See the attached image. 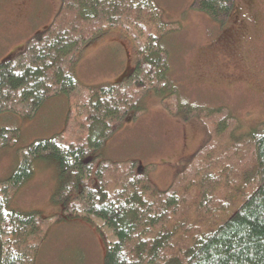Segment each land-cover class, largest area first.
<instances>
[{
  "label": "trees",
  "instance_id": "1",
  "mask_svg": "<svg viewBox=\"0 0 264 264\" xmlns=\"http://www.w3.org/2000/svg\"><path fill=\"white\" fill-rule=\"evenodd\" d=\"M196 4L222 21L231 0ZM178 28L162 19L156 0H61L47 27L0 62V113L31 118L58 94L68 107L63 129L18 148L0 181V264H35L49 229L68 219L96 230L102 264H264V121L234 137L237 119L227 109L176 97L160 42ZM111 31L134 48L130 70L116 81L80 82L82 49ZM150 89L173 112L199 116L211 134L164 189L137 162H109L102 153ZM18 138L17 128L0 125V148ZM38 160L55 163L60 208L49 215L13 205Z\"/></svg>",
  "mask_w": 264,
  "mask_h": 264
},
{
  "label": "rangeland",
  "instance_id": "2",
  "mask_svg": "<svg viewBox=\"0 0 264 264\" xmlns=\"http://www.w3.org/2000/svg\"><path fill=\"white\" fill-rule=\"evenodd\" d=\"M60 2L0 0V62L22 51L28 39L46 28ZM156 2L164 21L179 24L177 31L160 42L168 65L167 79L176 97L207 109H227L237 119L234 137L264 121V0H231L222 21L199 8L196 0ZM118 54L122 59H117ZM132 59V44L111 31L82 49L76 74L85 84L116 81L130 70ZM163 99L155 90L146 92L139 111L129 112L116 125L102 150L109 162H137L158 189L166 188L182 162L211 136L199 116L186 118L182 111L173 112ZM67 108V97L58 94L31 118L0 113V125L19 131L17 143L0 148V181L15 168L18 148L63 129ZM219 140L225 144L228 138ZM31 170L13 205L43 215L59 211L60 205L52 199L57 185L55 163L34 161ZM103 251L101 238L91 225L68 219L49 229L34 262L102 264Z\"/></svg>",
  "mask_w": 264,
  "mask_h": 264
},
{
  "label": "crops",
  "instance_id": "3",
  "mask_svg": "<svg viewBox=\"0 0 264 264\" xmlns=\"http://www.w3.org/2000/svg\"><path fill=\"white\" fill-rule=\"evenodd\" d=\"M121 53H122V52H121ZM116 57H117V59H122V54H118V55H116ZM104 62L106 63L107 61L104 60ZM112 63H114V66L117 65V63H116L115 61H112ZM96 64H99V63H98V59H97V63H96ZM99 66H100V68H101L103 71H105L101 65H99ZM104 66H105V65H104ZM105 72H106V71H105Z\"/></svg>",
  "mask_w": 264,
  "mask_h": 264
}]
</instances>
